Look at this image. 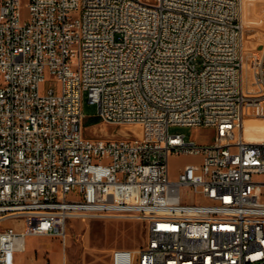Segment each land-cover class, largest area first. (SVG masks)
<instances>
[{"label":"built area","instance_id":"1","mask_svg":"<svg viewBox=\"0 0 264 264\" xmlns=\"http://www.w3.org/2000/svg\"><path fill=\"white\" fill-rule=\"evenodd\" d=\"M26 6L0 0V264H19L30 235L65 242L75 216L144 221V244L99 264H264V141L241 132L260 104L244 89L242 0ZM85 94L100 121L138 129L85 134ZM172 154L199 160L173 177Z\"/></svg>","mask_w":264,"mask_h":264},{"label":"rangeland","instance_id":"2","mask_svg":"<svg viewBox=\"0 0 264 264\" xmlns=\"http://www.w3.org/2000/svg\"><path fill=\"white\" fill-rule=\"evenodd\" d=\"M27 0H22V13L25 17L29 9ZM244 23V89L247 96L254 97L260 104L247 114L243 132L246 138L264 141V0H242ZM52 86L47 79L42 84V92ZM54 86V85H53ZM55 87H58L57 84ZM85 134L90 136L114 137L126 133L136 125H123L98 121V105L84 95ZM170 131L180 132L187 139L199 142L211 141L215 130L211 127L172 125ZM192 154H172L169 159L170 173L176 177L180 168L188 162L198 161ZM15 219H5L3 224H17ZM69 236L63 242L57 235H30L27 248L17 256L19 264L50 261L52 264H99L106 262L115 247L138 248L147 240L144 221L137 218L101 216L71 217L67 222Z\"/></svg>","mask_w":264,"mask_h":264},{"label":"crops","instance_id":"3","mask_svg":"<svg viewBox=\"0 0 264 264\" xmlns=\"http://www.w3.org/2000/svg\"><path fill=\"white\" fill-rule=\"evenodd\" d=\"M243 46H244V30H243ZM248 140H251V141H255V139H252V138H247ZM19 255V254H18ZM17 255V256H18ZM18 258V257H17ZM37 263H39V262H33V263H31V264H37Z\"/></svg>","mask_w":264,"mask_h":264},{"label":"bare ground","instance_id":"4","mask_svg":"<svg viewBox=\"0 0 264 264\" xmlns=\"http://www.w3.org/2000/svg\"><path fill=\"white\" fill-rule=\"evenodd\" d=\"M242 24H243V29H244V23H243V13H242ZM242 134H243V136H244V132H243V128H242ZM244 138L246 139V140H248L245 136H244ZM251 141V140H250Z\"/></svg>","mask_w":264,"mask_h":264},{"label":"trees","instance_id":"5","mask_svg":"<svg viewBox=\"0 0 264 264\" xmlns=\"http://www.w3.org/2000/svg\"><path fill=\"white\" fill-rule=\"evenodd\" d=\"M100 119L98 118V119H96L93 123H95V122H98Z\"/></svg>","mask_w":264,"mask_h":264},{"label":"water","instance_id":"6","mask_svg":"<svg viewBox=\"0 0 264 264\" xmlns=\"http://www.w3.org/2000/svg\"><path fill=\"white\" fill-rule=\"evenodd\" d=\"M134 130H136V129H134Z\"/></svg>","mask_w":264,"mask_h":264}]
</instances>
